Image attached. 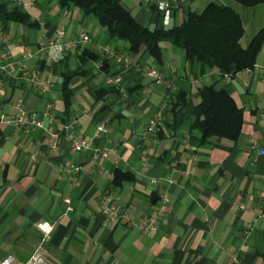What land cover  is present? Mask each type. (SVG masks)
<instances>
[{
  "label": "crops",
  "instance_id": "1",
  "mask_svg": "<svg viewBox=\"0 0 264 264\" xmlns=\"http://www.w3.org/2000/svg\"><path fill=\"white\" fill-rule=\"evenodd\" d=\"M175 1L124 3L138 23L161 29L167 27L158 8L161 2L172 5L170 24L182 22L183 8L173 12L180 6ZM211 1L230 6L228 0H185L181 5L199 12ZM1 2L30 18V25L0 23V39L8 37L5 44L16 58L25 49L35 51L41 42L53 40L61 27L71 39L82 33L90 36L93 44L83 50L97 52L96 47L109 46L129 55L123 42L111 40L105 29L75 7L61 9L56 1L45 0ZM163 48L164 68L151 58L133 57L134 66L121 73L124 94L110 91L106 84L108 74L122 67L110 58L109 69L103 71L102 56L90 62L84 67L88 75L71 82L69 118L64 114L61 62L45 56L32 63L49 81L46 96L23 80L5 79L9 95L1 98L0 113H11L17 99L31 111L52 103L56 122L46 124L59 138L53 149L46 132L0 126V261L12 257L13 264H25L42 247L49 264H264V47L254 70L220 84L244 109L238 142L212 139L204 145L190 133L187 118L201 102L199 90L213 84L220 70L202 75L199 67L185 60L183 51L168 43ZM76 51L67 53L73 68L78 66ZM154 67L163 78L161 84L147 76ZM181 90L189 101L184 122L167 113L169 95ZM155 118L156 132L146 133ZM75 119L76 126L68 131ZM101 123L107 124L108 135L96 137ZM72 130L80 141L107 149L108 157L73 153ZM68 161L82 169L78 186L64 173ZM176 169L183 174H175ZM118 170L132 174L134 181L115 186ZM170 178L176 183L169 184ZM154 179L158 182L152 183ZM166 194L169 202L164 204ZM109 195L114 198L110 206L119 214L116 221L103 212V199ZM163 206L158 231L146 233L143 227L150 215ZM41 222L54 225L47 243L37 227Z\"/></svg>",
  "mask_w": 264,
  "mask_h": 264
},
{
  "label": "trees",
  "instance_id": "2",
  "mask_svg": "<svg viewBox=\"0 0 264 264\" xmlns=\"http://www.w3.org/2000/svg\"><path fill=\"white\" fill-rule=\"evenodd\" d=\"M56 1L61 9L77 8L85 18L93 17L99 27L108 32L109 38L123 42L131 56L151 58L159 68L166 66L163 44L168 43L185 54V60L200 69L202 75L217 68L218 79L199 90L201 102L195 105L191 118H187L190 133H196L199 145L212 139H227L238 142L244 124V109L239 108L231 94L220 84L225 76L230 78L254 70L264 47V28L260 29L246 48L241 40L246 34L241 15L230 6L216 1L209 2L199 12H192L180 4L173 12L183 8L184 18L180 24H170L165 28H150L137 22L125 0H45ZM237 4L254 9L264 5V0H233ZM151 10H156L152 6ZM12 22L30 25V18L20 8H10L8 3H0V23L4 27ZM75 58L78 66L73 68L72 55L61 61V92L63 94L64 114L69 118L73 99L71 82L77 77L87 76L86 67L90 62L99 61L101 55L89 49L77 50ZM110 58L103 60V71L107 72ZM123 68L108 76L123 73ZM110 91L119 93L116 87ZM104 91L103 93H107ZM168 111L174 120L185 121L184 110L189 106L188 95L181 90L168 97ZM130 173L116 171L114 185L122 186L132 182ZM264 259V255H263Z\"/></svg>",
  "mask_w": 264,
  "mask_h": 264
},
{
  "label": "built area",
  "instance_id": "3",
  "mask_svg": "<svg viewBox=\"0 0 264 264\" xmlns=\"http://www.w3.org/2000/svg\"><path fill=\"white\" fill-rule=\"evenodd\" d=\"M185 0H176L174 5L178 7L180 4L184 3ZM171 4L168 2H161L158 5L159 11L164 14V23L166 26L170 25L171 18ZM2 26L0 25V32L2 31ZM5 36L0 39V100L3 96L9 95V90L5 85V79H19L23 80L29 89L40 91L43 95H47L50 92L49 81L42 79L41 74L38 70L32 66V63L41 59L42 57H47L51 62L60 63L63 61L68 52L73 50H82L88 45H92L93 41L90 36L86 33H82L78 38L71 39L67 36V31L64 27L58 29L56 37L51 41H43L39 44L38 49L33 51L31 49H25L23 54L16 58L9 51L5 44ZM96 51L102 57L112 58L115 63L122 67L124 70H129L134 66V58L131 55H124L115 49L106 47H96ZM264 53V51H263ZM264 69V67H263ZM147 76L152 79L156 84H161L163 78L160 74L158 68L154 67L147 71ZM230 77L225 76L224 81H227ZM106 84L111 87H116L120 94L125 93L123 86V76L117 74L115 76H108L106 78ZM13 111L11 113H0V126L12 127L23 129L25 131L35 130L46 132L49 134L53 142V149H56V141L59 135L55 133L46 124L53 125L56 122V114L54 112V105L52 103H47L42 111H31L28 110L21 99H17L12 103ZM158 119L155 118L148 126L146 133H155L157 130ZM77 124L76 119L73 120L71 125L66 129L70 131ZM108 126L105 123H101L97 127L96 137H104L108 135ZM69 140L72 144L73 153L91 152L94 159L98 157L107 158L109 151L107 149L96 148L90 141H80L72 130L69 133ZM82 169L77 167L72 161H68L64 167V173L75 186L79 185L78 176ZM175 174H183L182 171L176 169ZM158 180H152V183H156ZM169 184H175L176 180L170 178L167 180ZM114 198L112 196H106L103 199V212L109 215L112 221L119 219L118 211L115 207L110 206L113 203ZM162 202L167 204L169 202L168 195L162 197ZM70 205V201H67ZM164 206L154 211L148 221L145 223L143 229L146 233H153L159 229V221L164 213ZM72 211V208H69ZM38 229L43 234V243H47L54 231V225L49 222H41L38 224ZM14 258L7 257L6 259L0 261V264H13ZM25 264H49L45 258V250L39 247L30 259Z\"/></svg>",
  "mask_w": 264,
  "mask_h": 264
},
{
  "label": "rangeland",
  "instance_id": "4",
  "mask_svg": "<svg viewBox=\"0 0 264 264\" xmlns=\"http://www.w3.org/2000/svg\"><path fill=\"white\" fill-rule=\"evenodd\" d=\"M228 1L230 3V6L242 16L245 22L247 33L241 42L242 47L245 48L246 46H248L250 41L256 35L258 30L264 27V15L262 14V11L264 10V6H262V8L258 7L254 9H249L237 4L233 0H228ZM90 20L94 22L97 27H99L97 25L98 23L96 19L91 17Z\"/></svg>",
  "mask_w": 264,
  "mask_h": 264
}]
</instances>
